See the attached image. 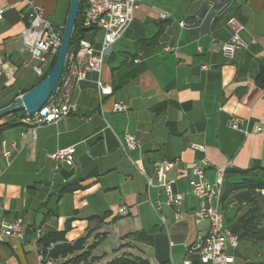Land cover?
Instances as JSON below:
<instances>
[{"label":"crops","instance_id":"obj_1","mask_svg":"<svg viewBox=\"0 0 264 264\" xmlns=\"http://www.w3.org/2000/svg\"><path fill=\"white\" fill-rule=\"evenodd\" d=\"M32 4L42 6L49 21L62 28L70 0H0V108L42 78L20 38ZM231 16L243 23L248 46L229 59L221 46L231 37ZM83 39L97 52L103 34L87 30ZM203 64L211 66L203 69ZM98 79L112 89L102 100ZM263 86L264 0H140L101 72H88L77 84L72 114L38 125L34 132L19 121L24 111L0 118V223L23 219L21 235L0 239V263L39 264V238L69 221V242L94 228L105 233L93 247V255L103 261L129 252L149 264H181L186 258L213 264L188 252L208 229V221L197 223L193 215L198 200L191 192L190 169L206 161L204 179L212 182L216 169L226 168L224 190H235L230 197L264 188ZM115 101L128 109L113 111ZM232 116L262 130L244 134L233 129ZM125 131L136 135L139 149L123 147ZM68 146L76 148L72 165L49 157ZM157 160L174 162L168 177L183 195L180 217L166 203L164 191L147 186ZM75 183L83 187L57 198L63 187ZM108 190H119L116 201H110ZM227 200L222 208L229 223L246 209L228 206ZM122 206L128 213L121 216ZM38 213L44 215L39 226ZM109 238L112 251L106 252L102 245ZM257 244L240 239L227 264L256 262Z\"/></svg>","mask_w":264,"mask_h":264},{"label":"built area","instance_id":"obj_2","mask_svg":"<svg viewBox=\"0 0 264 264\" xmlns=\"http://www.w3.org/2000/svg\"><path fill=\"white\" fill-rule=\"evenodd\" d=\"M139 4L140 0H85L82 11V26L86 30L100 31L103 34L100 48L95 52L92 43L81 39L77 48L68 51L62 76L48 101L33 114L23 110L24 116L19 121L30 126L34 132L38 125L54 122L72 114L76 110V106L72 102V95L77 84L86 77L88 72H101L105 57L133 21L135 10ZM3 12L4 8H0V18ZM227 24L231 31V37L222 44L221 50L225 57L232 59L237 50L247 48L248 44L242 37L244 25L237 17L231 16ZM61 35L62 28L49 21L44 8L38 4H32L30 10L24 15L20 38L31 57L36 60L33 70L38 76L45 74L49 61L57 56ZM210 66L203 64L201 67L208 69ZM97 86L100 100L112 92L111 87L101 79L97 80ZM262 91L264 95V86ZM127 109L128 106L121 101L113 103V111L115 112H122ZM229 125L233 129L241 130L244 134L262 130V127L257 124L250 129L247 120L236 116L230 118ZM122 143L127 151H135L140 147L138 138L130 131L123 133ZM193 148L205 151V147L202 145L194 144ZM75 151V146H68L52 152L49 157L55 161L72 165ZM206 163L204 161L203 165L191 167L189 183L192 194L198 200L197 207L193 212L195 221L197 223L208 221V229L206 234L199 235L188 246V252L198 254L203 263L227 264L234 260L233 252L237 250L240 239L238 234L234 233L227 225L226 215L222 208L226 168H217L214 181L209 182L204 179ZM152 167L154 175L147 178V186L158 187L164 191L166 203L176 208V216L180 217L179 208L183 195L174 190V181L168 177V172L174 167V162L157 160L152 163ZM259 191L261 195H264V188ZM160 203V200L154 203V208L157 211L161 208ZM238 205L237 199H232L229 202L231 207ZM127 213L126 207L119 208V215L122 216ZM22 227V218H17L11 222H1L0 239L2 240L5 236L21 235ZM36 249L39 264H54L52 256L44 251L38 242ZM229 250L232 252L230 253ZM181 264H192V262L186 258Z\"/></svg>","mask_w":264,"mask_h":264},{"label":"trees","instance_id":"obj_3","mask_svg":"<svg viewBox=\"0 0 264 264\" xmlns=\"http://www.w3.org/2000/svg\"><path fill=\"white\" fill-rule=\"evenodd\" d=\"M85 4V0H81L80 2V8L79 13L77 17V21L73 30L70 47L69 50H73L79 46V42L81 39H83L85 32L87 31L82 26V11ZM56 60V56L52 59L50 65L45 71V74L40 79L39 83L43 80V78L47 75V73L50 71L52 66L54 65ZM38 83V84H39ZM12 123V122H11ZM7 125V124H5ZM78 183L75 184H69L65 187H63L59 193L57 198H60L61 195H63L66 192H72L77 189L82 188ZM254 187H261L258 185ZM235 191L233 190L232 186L228 187L227 190H224V195L222 200H227L231 193ZM248 190L242 195H236L233 197H230L227 200V204L229 206V202L232 199H237L239 201V205L235 206L237 209H246L245 212L239 216L235 221L227 223V225L230 227V229L238 234L239 239H245L249 241H253L254 243H263L264 242V227L262 226V221L264 220V195L260 194V191L257 190ZM234 207V208H235ZM106 212L104 214L107 215ZM103 216V217H104ZM103 217L99 218V220H102ZM69 228V221L67 222V225L62 230H54L49 231L43 234L39 240L38 243L41 245L44 251L48 252L50 256L58 257L66 256L68 254L74 253L75 250L82 248L84 238H79L74 242H69L66 237V233ZM53 245V248L49 250V248ZM94 245L91 244L90 248H93ZM89 256L88 252H82L81 254L77 255V259H83L86 260ZM111 264H149L146 260L143 259H129V258H116L114 259ZM250 264H264V261H258V262H252Z\"/></svg>","mask_w":264,"mask_h":264},{"label":"water","instance_id":"obj_4","mask_svg":"<svg viewBox=\"0 0 264 264\" xmlns=\"http://www.w3.org/2000/svg\"><path fill=\"white\" fill-rule=\"evenodd\" d=\"M81 0H70L65 24L62 27L61 43L56 60L43 80L30 90L23 92L13 103L0 108V118L25 110L29 114L37 112L50 98L56 89L65 66L66 55L69 51L73 30L77 21ZM44 215L38 213L36 225L39 226Z\"/></svg>","mask_w":264,"mask_h":264},{"label":"rangeland","instance_id":"obj_5","mask_svg":"<svg viewBox=\"0 0 264 264\" xmlns=\"http://www.w3.org/2000/svg\"><path fill=\"white\" fill-rule=\"evenodd\" d=\"M119 195V190H108V197L110 199V201H116L117 200V196ZM262 224L264 226V220L262 221ZM105 235V233L99 229L94 228L91 229L87 236L84 237V242H83V246L80 249H77L74 251V253L68 254L66 256H61L59 255L58 257H54L53 258V262L54 264H111V262L113 261H103L101 257H97L95 255H93V248H90L91 244L95 245L96 242H98L99 239H101L103 236ZM243 242L245 241H241L240 245H243ZM248 244H250V242H248ZM113 243H112V238H109L108 241H106V243H104L102 245V248H104V251H112L111 247H112ZM257 249V253L255 255L254 260L256 262L258 261H262L264 260V242L263 243H259L256 246ZM53 248V245L49 248V250ZM82 252H88L89 256L86 260L81 259H77V255L81 254ZM122 258H129L132 260L135 259H139L134 257V255L132 253H124L122 256ZM120 257V258H121Z\"/></svg>","mask_w":264,"mask_h":264}]
</instances>
